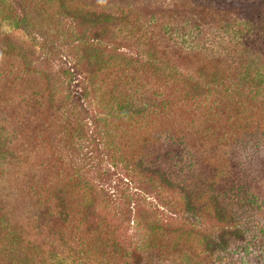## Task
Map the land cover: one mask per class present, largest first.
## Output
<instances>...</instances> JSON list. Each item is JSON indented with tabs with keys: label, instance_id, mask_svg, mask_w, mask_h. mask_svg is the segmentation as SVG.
<instances>
[{
	"label": "rangeland",
	"instance_id": "1",
	"mask_svg": "<svg viewBox=\"0 0 264 264\" xmlns=\"http://www.w3.org/2000/svg\"><path fill=\"white\" fill-rule=\"evenodd\" d=\"M82 10L121 11L131 20L124 30L106 28L102 52L112 71L84 61L96 52L87 50L92 28L73 16ZM0 24L14 44L0 36V220L21 238L8 237L19 256L10 260L0 235V264H128L115 245L145 239L133 221L149 224L151 215L167 231L155 232L162 247L146 249L145 264H221L203 243L217 223L202 214H214L211 198L246 233L247 242L230 241L238 259L254 253L249 241L264 245V0H0ZM146 55L171 61L186 78L220 70L209 76L218 92L203 101ZM73 58L90 77L88 99L107 107L95 113L101 149L90 155L72 127L76 117L87 119L64 99L77 82L44 91L61 81L50 80V70ZM131 80L144 83L139 93L132 88L134 98L125 86ZM125 93L132 103L163 96L172 105L153 114L114 110ZM139 167L167 174L183 193ZM63 196L68 217L55 209ZM90 201L103 221L85 236L79 219ZM258 257L264 264V253Z\"/></svg>",
	"mask_w": 264,
	"mask_h": 264
},
{
	"label": "trees",
	"instance_id": "2",
	"mask_svg": "<svg viewBox=\"0 0 264 264\" xmlns=\"http://www.w3.org/2000/svg\"><path fill=\"white\" fill-rule=\"evenodd\" d=\"M73 16L78 21H80L82 24H85L89 26L90 28H92V30L90 31L91 32L90 37L88 38L87 50H90L92 53L96 52V54H94L93 57L92 56L85 57L84 58L85 63L92 65L93 67L98 66L99 70L107 69L108 71H112L114 67V63L109 62V61L105 62L106 56L103 55V52H102V51H106V45H103V42L107 43V41L109 40L107 39V37H105L107 36V34H105L106 28L114 27L116 29L121 28L122 30H124V28H126L127 26H130V23H131V20L129 21L128 19V15L126 13H122L121 11L119 13H111L105 10H101V11L82 10L77 13H74ZM3 35L4 34L0 32V36H3ZM4 36L5 38L3 37V39H7L10 47H13L14 44L11 42L10 37L6 35ZM4 50H6V48L4 47L0 48V52H3ZM143 53L150 54V51H147L146 49V51H143ZM27 56L23 60V62H25L23 66L27 70H31V68L33 67V63H32L33 60L30 59L31 58L30 56L29 57ZM145 57H147L148 60L153 59V61H157V64L161 66V75H168L169 77H172V79L176 78L180 80H185V82L188 84L187 87L189 91L193 94L194 93L197 95L200 94L202 96L203 101L205 102L207 101L209 96L215 93V91L218 92L219 87L214 86L215 83L210 81L211 79H209V76L211 78H214L220 72V70L217 71L216 73L213 72L212 74L198 73L199 77L197 78H193V76H189L186 78L182 74L178 73L177 68L171 65L172 64L171 61L169 62L166 61V64H165L164 62L163 63L159 62L158 61L159 59H157V57L152 58L151 55H146ZM60 60H61V64H59L60 68L57 70H54L53 72L50 70L48 75H49L50 80L56 77V78H59L61 81L57 84L52 80L53 83H51L50 85L51 88L47 86V88H45L44 91L45 92L46 90L51 91L53 88H54L53 90H55L56 87L58 88L61 87L62 85H64V82H66L67 79L68 81H70L68 82L69 84L73 82H77L76 83L77 86H74V87L77 88L78 91L75 90V91H71L70 93H67V97H64V99L71 97L70 101L72 100V104L78 111V115L83 114L81 116L82 120L86 118L87 121L85 124H81L78 122L79 117H76L78 119L74 121L75 124L72 125V127L74 126L75 132L79 136L84 138V141H85L84 144L86 145L85 148H87V155L93 154L95 152H99L101 148L98 147V145L96 147V143L99 138H97V134L94 130L95 126L98 123L97 121L99 119H98L97 114L95 113L101 112L102 110L104 111L105 108L107 107L106 105H102V107L100 108L99 105L95 103L94 100L92 101L88 99L89 89L87 87V84L89 83L90 77H88V74L83 71V67H82L83 65L81 63L82 61L80 60L78 61L77 59H74V58L70 61L66 60L64 62H62V59ZM50 74L51 75L53 74L52 78ZM143 84H144L143 82H139L136 80L125 81V86L126 88H130L129 90L131 91V96L133 98L135 96V93H132L133 89H135L139 93L138 88L144 87ZM222 89H227V88H222ZM45 94L47 95L48 93H45ZM58 95H60L59 92H58ZM124 96L126 97V99L124 100L120 99L118 101V104L115 106L114 110H119L121 112L125 110L124 113H130L132 115L135 113L136 114H144V113L153 114V112L155 113L159 109L158 108L159 106L164 108L165 106L171 107L172 105L171 102L163 96L162 97L159 96V100L161 103H157L156 100L152 101V99H149V100L146 99L144 103L140 102V104L132 103L130 100V97L126 93L124 94ZM47 98L56 100L59 97H54L53 94H49V97L47 96ZM189 98H192V97L189 96ZM187 99L188 97L185 98V100ZM108 111H110V109ZM172 141L174 142V145L176 146L178 142L175 141V139H172ZM179 145L180 146L183 145L182 142L180 144V140H179ZM139 168L141 169V167ZM141 170L149 178L160 180L168 188L177 189L178 191L183 193V189L180 188L181 186L179 187L177 183L174 184L173 183L174 181L172 179H169V176L167 174H164L162 172L160 175L159 171L149 172L146 169H141ZM105 175L106 174L104 173L103 176ZM123 177L125 179L128 178L129 183L134 184L136 186V181L134 180V177L132 175H128L127 173L123 175ZM119 180H122V179H119ZM88 192H90L89 187H88ZM209 201H211L210 204L213 207L214 214L212 216L208 215L206 212L202 214L206 217H209L206 220H209L210 222H213L214 220H216L217 225L214 223L212 225L215 232H214V235L210 238V240L208 241L203 240L205 250L208 253L215 255L221 264H235V262L237 264H263V261L257 262L256 260V257H258V253H260L258 260L260 259L261 255L264 253V245L261 243L258 245L257 242L255 244L254 242L251 243V241L248 242L249 243L248 245L252 244V246L255 248L254 253L257 254V256H254L253 255L254 253L243 252L245 255H243L242 259L240 258L238 259V256H237L238 253L236 252L233 253L230 251L231 249L229 250L230 241H234L238 243L247 242V237L244 235L246 233H244L238 226L234 225L233 221L228 215L229 212L226 209H224V207H222L223 205H221L218 200L211 198ZM67 202H68V199L66 196L59 197L57 199L56 204H55V209L58 211L57 212L58 215L62 214V211H64L66 214L65 217H68L67 214L69 213V209H67V207L69 206V203ZM94 205L95 204H93L92 201L88 202L87 204L83 206V210L80 213L81 218L79 219V221L82 224L83 235L85 236L86 234L92 235L96 233L100 229L101 223L103 221L102 215L99 213L98 209L94 207ZM188 207H189V204H188ZM1 217H4V216L2 215ZM133 224L137 230L139 231L144 230V232H146L147 237L145 239L147 240H145L143 236V240L141 239L139 243L132 244L131 242L128 243L127 241H125L124 243H119V245H115L116 252L120 253L123 256V258L129 260L128 264H145L144 256L146 254V249H148L149 251L151 248L154 249L157 246L159 248L162 247V243L157 242L155 240V238L159 237V235H157L155 232H159V231L165 232L167 230L165 226L159 225V223L155 221L154 215L150 216L149 224L145 223L144 225H142L139 221H137V218H136V222L133 221ZM181 229H182V226L173 228L172 233L177 234L182 231ZM170 231L171 229L169 230V232ZM1 234L5 235L6 237L5 239H6V242H8V244H9V241L11 240V239H8L9 236L13 239L17 238V244L20 243L21 238L19 237V235H16V229L10 222H7V220L4 218L0 220V235ZM83 235H82L81 241L84 239ZM81 245H82V242H81ZM1 246L6 247L1 250V253H3L4 256H7L10 260L13 258L16 259L17 257H19L17 255V251L15 247H13L11 244L7 246L4 243V245L2 244ZM252 259H255V261L252 262L251 261ZM23 263L27 264V261L23 260ZM39 264H44V262L42 261Z\"/></svg>",
	"mask_w": 264,
	"mask_h": 264
}]
</instances>
